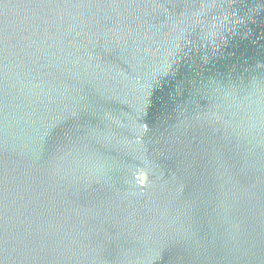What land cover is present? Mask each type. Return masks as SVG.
I'll return each mask as SVG.
<instances>
[{"label":"water","instance_id":"95a60500","mask_svg":"<svg viewBox=\"0 0 264 264\" xmlns=\"http://www.w3.org/2000/svg\"><path fill=\"white\" fill-rule=\"evenodd\" d=\"M0 264H264V0H0Z\"/></svg>","mask_w":264,"mask_h":264}]
</instances>
